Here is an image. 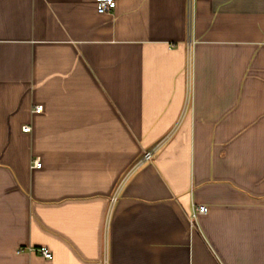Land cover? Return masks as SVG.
I'll use <instances>...</instances> for the list:
<instances>
[{
    "label": "crops",
    "instance_id": "0c3cea01",
    "mask_svg": "<svg viewBox=\"0 0 264 264\" xmlns=\"http://www.w3.org/2000/svg\"><path fill=\"white\" fill-rule=\"evenodd\" d=\"M115 3L0 0V264H264V0Z\"/></svg>",
    "mask_w": 264,
    "mask_h": 264
},
{
    "label": "built area",
    "instance_id": "2783aa9c",
    "mask_svg": "<svg viewBox=\"0 0 264 264\" xmlns=\"http://www.w3.org/2000/svg\"><path fill=\"white\" fill-rule=\"evenodd\" d=\"M194 0H187V17L188 20L192 17L193 15V11H194ZM116 7V3L115 0H95V8H96V12L98 14H109L111 13ZM42 110V107H37L36 111L39 112ZM30 128L25 126L23 127V132H29ZM152 158V152H146L143 157H142V162L144 161H149ZM33 167L35 168H40L41 167V162L39 159H35L33 162ZM207 212V208L204 205H199L196 208L193 209L191 215H190V219L192 221V223L197 219L198 216L203 215ZM33 251L38 252L42 257H44L45 259H51L52 255L51 253L45 249V248H40V249H32ZM18 252H24L23 248H19Z\"/></svg>",
    "mask_w": 264,
    "mask_h": 264
}]
</instances>
